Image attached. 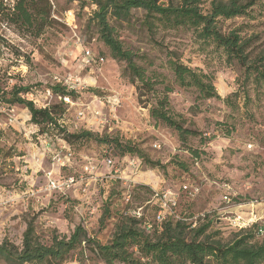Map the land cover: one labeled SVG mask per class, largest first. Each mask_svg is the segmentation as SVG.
I'll use <instances>...</instances> for the list:
<instances>
[{
	"label": "rangeland",
	"instance_id": "obj_1",
	"mask_svg": "<svg viewBox=\"0 0 264 264\" xmlns=\"http://www.w3.org/2000/svg\"><path fill=\"white\" fill-rule=\"evenodd\" d=\"M81 1L50 0L52 28L38 39L18 36L10 26L0 25V89L15 83L28 85L29 93L23 95L36 106L37 101L63 102L60 119L71 121L63 125L67 130L71 126L98 135L70 147L65 144L73 156L70 165L61 167L60 176L72 175L76 184L64 192L46 190L47 172L53 169L54 177L58 176L50 150L64 154L63 141H48L50 146L29 121L26 108L0 103V241L7 238L20 245L28 220L45 244L53 234L68 237L76 225L105 244L117 225L129 218L151 232L160 209L158 194L166 191L171 198L167 217H184L191 227L210 221L206 233L221 241L240 233L230 225L229 215L249 216L247 207L236 206L239 203H253L255 221L264 226V83L247 76L236 60L191 30L163 28L153 19L152 33L142 9H132L125 21L110 17L122 46L136 54V61L152 79L162 81L154 95L160 97L165 86L171 88L167 95L173 115L196 133L183 141L175 130L150 117L149 106L138 102L125 62L113 58L100 38L93 17L96 6ZM202 1L208 8L211 0ZM219 23L222 31L238 30L251 60L264 52V0H256L246 15ZM16 49L20 57L13 54ZM83 49L103 60L86 63ZM169 51L210 81L217 96L204 98L195 86H180L167 62ZM55 74L64 79L54 83ZM56 83L75 85L77 95L69 97L71 103L50 91ZM45 89L51 93L48 99H44ZM113 97L118 100L116 106ZM95 110L106 119L104 126L96 121ZM79 112L84 113L83 119ZM104 135L129 141L163 167H150L137 154L121 155L115 143L99 142ZM107 159L112 163L106 164ZM89 163L95 166L93 174L83 170ZM263 239L264 231L252 241ZM92 247L81 243L61 264H104Z\"/></svg>",
	"mask_w": 264,
	"mask_h": 264
},
{
	"label": "trees",
	"instance_id": "obj_2",
	"mask_svg": "<svg viewBox=\"0 0 264 264\" xmlns=\"http://www.w3.org/2000/svg\"><path fill=\"white\" fill-rule=\"evenodd\" d=\"M87 1L96 6L93 17L103 44L113 58L125 62L126 75L136 89L138 102L149 106L150 117L175 130L183 141L186 140L185 137L196 133L184 127L183 122L173 115L167 95L171 88L165 86L162 96L154 95L155 86L162 81L152 79L154 77L136 61V54L122 46L109 23L110 17L125 21L130 18L132 9H142L145 11L144 22L152 33V26L155 24L153 19L163 28L191 30L197 38L212 42L229 58L236 60L247 76L258 83H264V52L251 60L246 51L247 44L238 30L222 31L219 23L220 19L246 15L247 9L254 5L256 0H248L245 3L238 0H211L208 8L203 7L202 0ZM52 24L50 0H0V25L10 26L8 28H12L18 36L38 39L52 28ZM19 52L16 49L13 54L20 57ZM168 53L167 62L180 86H195L204 98L217 96L210 81H204L203 75L181 63L172 51ZM29 62L28 56L26 63ZM49 89L61 97L68 96L73 99L77 95V91L61 83L53 84ZM29 90L28 85L16 83L10 89L1 88L0 103L18 104L26 108L29 121L38 127V133L44 140H61L70 147L73 142L98 138L96 133L88 129L69 132L50 115L54 113L61 118L65 111L63 102L47 104L46 108L38 107L23 95L29 93ZM106 137L104 135L99 142L115 143L121 155L137 154L148 166L163 167L159 161H151L145 157L144 153L129 141L122 143L116 138ZM49 145L51 146L50 143ZM50 151L53 153L55 150ZM194 154L197 156V151H194ZM185 221L181 216L176 219L168 216L165 220L157 221L151 232H146L138 225L139 220L129 218L117 225L112 238L105 244L88 237L84 227L76 225L68 237L53 234L50 243L45 244L36 235L32 220H28L25 221L20 245L7 238L0 241V262L61 264L71 250L84 243L93 245L92 250L104 264H264V239L261 242L252 241L259 229L264 231L262 223L253 222L250 226L239 229L240 233L231 240L224 242L214 238L215 234L206 233L210 221L197 227H191L190 223Z\"/></svg>",
	"mask_w": 264,
	"mask_h": 264
},
{
	"label": "built area",
	"instance_id": "obj_3",
	"mask_svg": "<svg viewBox=\"0 0 264 264\" xmlns=\"http://www.w3.org/2000/svg\"><path fill=\"white\" fill-rule=\"evenodd\" d=\"M83 55H84V60H86V63H90V62H96V61H102L103 57L102 56H98L96 57L97 59H94L93 54L91 53L90 49H83ZM69 88V87H68ZM69 89H74V86L69 88ZM60 100H63L64 102H69V97L68 96H58ZM117 98L113 97V101H112V105L116 106L117 105ZM82 113V112H79ZM84 114V113H83ZM99 111L95 110L94 111V117L96 119V121H98V123L102 126H104L106 119L102 116L99 117ZM62 148L66 149V152L64 154H61V152L58 151H54L52 153V164L57 166V174L58 176L54 177V171L53 169L47 172V181H46V190H58L59 192H64L65 190H67L70 186L76 184V180L75 178L71 175V176H67V177H62L60 176V168L63 166H68L71 163V159L73 155H69V151L70 149L68 147H66L65 143L63 142L62 144ZM48 149V147H47ZM72 152V151H71ZM59 153V157L56 158V154ZM73 153V152H72ZM106 164H111L112 161L111 159H107L105 160ZM94 168L95 166L92 164H85L83 166V170L84 172L88 173V174H93L94 173ZM80 180H83V176L80 175L79 176ZM186 186H184L185 188ZM170 193L169 191L166 192H162L161 194H158V197L160 199V209L157 211L156 213V219L158 222L165 220L167 217V211H168V202L171 201V198L169 197ZM223 200H225L226 202H228L230 200V198L227 195H224ZM3 203L2 200H0V205ZM238 208L241 207H247L248 210H246V213L249 215L247 218L239 215V213H234V215H229V223L232 227L237 228V229H241V228H246L248 226H250L253 222H256V217L254 215L255 211H254V204L253 203H244L243 205H241V203L236 205ZM250 208V210H249ZM263 230L259 229V233H262Z\"/></svg>",
	"mask_w": 264,
	"mask_h": 264
},
{
	"label": "clouds",
	"instance_id": "obj_4",
	"mask_svg": "<svg viewBox=\"0 0 264 264\" xmlns=\"http://www.w3.org/2000/svg\"><path fill=\"white\" fill-rule=\"evenodd\" d=\"M73 75H75V73L73 74ZM64 79V77H62V76H60V75H58V74H55V75H53V82L55 83L56 81H59V80H63ZM69 79H72V77H69ZM33 83H34V81H32ZM65 83H67L68 81L67 80H65L64 81ZM27 83H29V81H25V84H27ZM45 83H47V81H45ZM84 83H95V81H85ZM73 86H75V85H70L69 87L71 88V87H73ZM77 87V90L79 91V87L78 86H76ZM51 95V93L47 90V89H45L44 90V99H48V97ZM29 98H31V97H29ZM69 103H71V101H69ZM37 105H38V107H48V105L47 104H40V102L39 101H37ZM73 107H75V105L73 106ZM50 115L53 117V119L54 120H57L61 125H64V124H71V121L68 119V118H65V119H60L58 116H56V114H54V113H50ZM83 116H84V114L83 113H79V117H80V119H83ZM102 123L103 122H101V126H102ZM77 129L76 128H73V127H71V126H69V128H68V131L69 132H74V131H76ZM69 155H73V153L71 152V150L69 151ZM59 157V153H57L56 154V158H58ZM132 215H139V213L138 212H133L132 213Z\"/></svg>",
	"mask_w": 264,
	"mask_h": 264
}]
</instances>
